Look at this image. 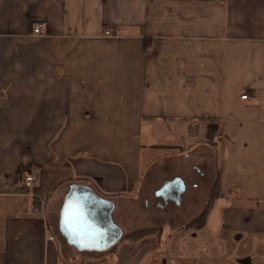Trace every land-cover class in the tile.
<instances>
[{
    "label": "crops",
    "instance_id": "1",
    "mask_svg": "<svg viewBox=\"0 0 264 264\" xmlns=\"http://www.w3.org/2000/svg\"><path fill=\"white\" fill-rule=\"evenodd\" d=\"M146 120L152 136L168 120L166 131L185 125L193 141L143 169ZM210 121L213 148L201 141ZM168 131L160 146L177 141ZM177 179L188 209L177 233L216 181L212 207L230 205L224 227L264 234V0H0V264H86L74 251H106L80 250L59 231L71 184L113 201L124 233L173 218L155 192ZM33 196L46 199L38 213ZM149 236L159 242L162 227ZM151 253L135 248L131 260Z\"/></svg>",
    "mask_w": 264,
    "mask_h": 264
},
{
    "label": "rangeland",
    "instance_id": "2",
    "mask_svg": "<svg viewBox=\"0 0 264 264\" xmlns=\"http://www.w3.org/2000/svg\"><path fill=\"white\" fill-rule=\"evenodd\" d=\"M160 122L166 129H169V124L172 121L163 120ZM151 124L154 125L156 122L146 120L140 127V160L143 169L153 159L157 160L173 154L184 153L186 147L193 141L188 137L186 131L185 135L182 134L185 130L183 128L185 125H182L181 128L167 130L169 132L167 139L177 140L175 143L160 146L158 138L161 137L165 140L167 131L164 127H155V134L158 138L152 136L153 126ZM181 136H184L183 140L179 139ZM180 149L181 151H179ZM156 191L155 198L165 203L166 198L160 189ZM226 207L228 209L230 205H223L221 201H216L210 210L207 223L201 229L190 227L177 233L175 225L184 218L183 216L187 215L185 211L188 209L177 202L168 200L167 203L161 205L160 209L167 214H172L173 218L162 224V237L159 242H155V236L149 235L146 237L145 243L142 241L133 243L122 239L103 253L74 251L73 257L85 260L86 264H133L131 260L133 249L142 247L151 250L152 253L146 256L141 264H239L238 261L242 257H246L248 260V257H252L254 264H264V234L245 233L243 238H237L238 230L224 227L223 215ZM247 207L246 203L238 205L239 210H247ZM189 209H192L191 205Z\"/></svg>",
    "mask_w": 264,
    "mask_h": 264
},
{
    "label": "water",
    "instance_id": "3",
    "mask_svg": "<svg viewBox=\"0 0 264 264\" xmlns=\"http://www.w3.org/2000/svg\"><path fill=\"white\" fill-rule=\"evenodd\" d=\"M113 209V201L99 196L91 187L71 184L60 208L59 231L80 250H107L123 236L112 218ZM241 262L249 264L248 259Z\"/></svg>",
    "mask_w": 264,
    "mask_h": 264
},
{
    "label": "trees",
    "instance_id": "4",
    "mask_svg": "<svg viewBox=\"0 0 264 264\" xmlns=\"http://www.w3.org/2000/svg\"><path fill=\"white\" fill-rule=\"evenodd\" d=\"M146 40L147 38L145 39V41ZM148 47L149 46L146 44L145 49L147 50ZM217 130H218V126L216 125V123L211 122V121L208 122L201 141L209 145L212 148L215 147L217 144L215 141ZM22 170H27V168L22 167L19 170L18 174H20ZM217 193L218 192H217L216 181H215L212 186L209 199L207 200L205 205L189 222L184 224V227L200 228L202 225H204L208 211L212 207V201L217 196ZM160 231H161V227L159 226L135 229L130 232H124L121 239H126L129 242H137L148 235L159 236Z\"/></svg>",
    "mask_w": 264,
    "mask_h": 264
},
{
    "label": "built area",
    "instance_id": "5",
    "mask_svg": "<svg viewBox=\"0 0 264 264\" xmlns=\"http://www.w3.org/2000/svg\"><path fill=\"white\" fill-rule=\"evenodd\" d=\"M40 27H41V24L36 23L33 27V33H35V34L40 33ZM103 34L104 35H113L112 28L106 27L103 31ZM247 96H248L247 94H242L241 98L246 99ZM20 178H21L22 183L26 187L33 186L37 180L36 175L29 170H22L20 173ZM45 200L46 199L44 196H33L32 197V205H31V212L32 213H38V212L42 211L44 209Z\"/></svg>",
    "mask_w": 264,
    "mask_h": 264
},
{
    "label": "flooded vegetation",
    "instance_id": "6",
    "mask_svg": "<svg viewBox=\"0 0 264 264\" xmlns=\"http://www.w3.org/2000/svg\"><path fill=\"white\" fill-rule=\"evenodd\" d=\"M175 182L172 183L171 185H168L166 182L165 184H163L160 188V191L162 192V194L164 195V197L170 199L171 201H174V202H181V199H182V195L184 193L183 191V187L181 185V180H174ZM170 182V181H169ZM166 198V199H167ZM168 199L166 200L165 203L168 202Z\"/></svg>",
    "mask_w": 264,
    "mask_h": 264
}]
</instances>
